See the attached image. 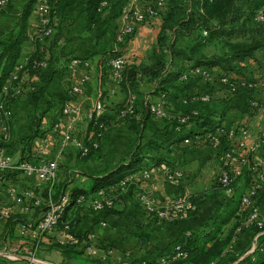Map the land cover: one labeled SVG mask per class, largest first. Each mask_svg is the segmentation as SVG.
Returning a JSON list of instances; mask_svg holds the SVG:
<instances>
[{
	"label": "crops",
	"instance_id": "crops-1",
	"mask_svg": "<svg viewBox=\"0 0 264 264\" xmlns=\"http://www.w3.org/2000/svg\"><path fill=\"white\" fill-rule=\"evenodd\" d=\"M127 1L112 0L103 11L100 24L91 29L87 28L86 16L82 11L84 0H58L54 4L51 14L53 33L46 37L39 47L40 57L46 60L48 65L32 73L25 72L22 75L23 93L10 103L13 111L14 143L9 147V151L16 159L26 157L25 160L36 161L54 155L59 132H56L52 126L55 122L65 124V119L61 115V108L65 102H75L81 108V115L73 126V132L80 137H85L90 132L85 115L98 100L99 94L108 107L123 102L124 92L119 84L115 83L108 66L111 57L104 53L120 46L115 43V35L122 23V9ZM25 2L26 0H9L6 9L0 12V40H5L11 32L17 31L14 25ZM160 17L148 24L136 26L128 44L137 57L144 55L150 48L153 40L149 35L158 33L157 23ZM28 19L27 29L36 21L33 8ZM194 36L195 34L179 37L181 39L176 41V45L181 42L180 46H186ZM36 47L35 42L25 41L21 48V56L32 54ZM211 52L209 50V54ZM75 57L87 60L89 66H80L73 72L70 61ZM242 64L248 67L251 79L261 82L262 87L255 90L253 95L264 102V47L257 49L253 57L246 58ZM216 70L218 71L217 68ZM84 76H87V79L82 92L70 94V86ZM153 88L152 83H140L139 92L133 94L134 102L140 112L138 118L132 121L113 122L108 126L101 140L100 149L90 157L82 159L73 146L67 147L59 165L56 182L65 184V190L75 185L87 186L89 174L126 157L139 141L144 144L154 130L162 126L161 119L149 117L142 125V138L139 140L136 130L137 123L143 115L142 108L148 102L157 99V95L152 93ZM202 91L204 90L200 87L194 88L195 94H200ZM212 97H226L231 106L222 122L223 125H246L251 132L247 144L256 143L258 132L264 130V113L247 110L251 100L247 93L240 92L234 95L216 92ZM43 137H48L47 146L41 145ZM180 145L187 147L188 150H178L167 155L169 164L151 167L148 169L150 172L148 178L137 177L130 181L112 210L94 211L81 207L67 213L76 219L74 230L79 238L91 241L107 253L108 259L104 264L119 258L133 264L141 260H157L161 254L174 251L176 245L184 243L187 239L186 232L197 230L206 223L208 217L217 213L218 205L222 202L220 197L202 203L188 213L171 220H158L142 207L140 202L142 194H150L158 204H164L176 197L200 195L209 191L215 183L222 149L213 148L202 135H199V139L193 145L184 142ZM248 155L253 160L263 158L264 146L256 148ZM169 169L181 170L183 177L178 181L166 180L163 172ZM4 183L26 188L35 186L37 180L34 176L28 177L19 172ZM2 201L11 205L12 214L34 220L40 216L39 208L23 214L19 205L14 203L5 192L2 194ZM258 209L259 217L264 219V198ZM103 220L107 222V227L103 228L99 225ZM16 225H12L10 233H7L3 225L0 226L1 241L6 240L7 247L11 250H25L27 246L15 235ZM255 229L254 227L245 229L235 241L232 250L212 264H230L229 261L234 256L245 257L257 234L254 232ZM11 233L15 235L14 238H10ZM44 244L47 247L42 249L47 250L45 257L50 261L57 262L63 259L68 264H87L83 253L79 255V259H74L66 251L55 246L50 247L53 245L52 239L45 240ZM43 254L41 252L40 255ZM25 258L21 256L15 262L3 260L5 264H25L27 261Z\"/></svg>",
	"mask_w": 264,
	"mask_h": 264
},
{
	"label": "trees",
	"instance_id": "trees-1",
	"mask_svg": "<svg viewBox=\"0 0 264 264\" xmlns=\"http://www.w3.org/2000/svg\"><path fill=\"white\" fill-rule=\"evenodd\" d=\"M103 1L84 0L82 11L85 13L88 29L100 24L102 13L108 7V5L101 6ZM107 1L111 2L112 0ZM35 2L36 0H26L19 19L14 25L17 31L11 32L5 40H0V98L5 99L9 106L15 97L8 98L2 93V88L21 57L22 45L28 41V18L31 9H34ZM56 2L58 0H48L51 7L50 23L53 6ZM262 9H264V0H166V8L162 12L163 21L157 35L158 48L145 53V59L138 64L127 62L123 70V78L119 83L125 95L123 102L114 107L107 106L97 121L102 123L105 128L113 122H117L119 110L131 94L139 92V85L142 82L154 85L153 94L164 95L163 107L169 117L161 119L162 126L156 128L144 144L139 141L126 157L89 174L87 186L75 185L69 190H65V184L56 182L51 192V198L56 201L64 193H68L70 198L64 209L62 220L73 219V216L67 213L71 211L74 199L79 194H92L98 189L114 185L118 180L131 173L161 164H169L167 155L178 150H188L187 147L180 145L184 139L204 135L219 125H223L222 122L231 108L228 99L226 97H211L207 101L192 99L195 95V87L207 91L210 89L209 85L199 84L197 78L182 81L180 77L189 68L201 66L211 71L217 68L218 71H214L215 75L223 73L235 79L253 81L246 70L247 66L242 63L246 58L253 57L257 49L264 47V23L251 25L255 28H245L247 35L242 29L246 25L245 23ZM203 31L206 32L205 36L202 35ZM192 34L195 36L186 46L177 47V38ZM42 41L44 39L35 41L36 50L29 55L15 84L19 82L23 86L22 75L25 72L36 71L34 62L41 58L39 47ZM209 50L212 51L210 54ZM119 53L120 51L112 49L104 54L113 57ZM175 59H179V62H175ZM240 92H246L250 99L255 97L254 90H239L235 94ZM142 109L143 115L137 123L136 130L139 140L142 138V125L146 119L152 116L148 103ZM180 116H188V121L179 123ZM88 125L91 130L92 122ZM94 129H98V125ZM10 134L11 137L7 142L0 141L1 146L10 147L14 143L12 120ZM224 148L223 141L221 149ZM97 150L91 149L82 159L90 157ZM25 158L21 157L20 161H24ZM19 172L18 170H8L0 174V183ZM250 178L251 170L245 166L232 181L233 191L229 196H226L223 189L214 183L209 191L189 197L193 209L218 197L222 202H219L217 213L208 217L206 223L200 228L190 231L186 241L180 245V249L186 252V257L172 259L174 250L161 254L157 260H141L136 264H163L160 262L161 258H164V264H212L216 259L225 256L228 247L233 246L239 235L246 229V222L252 208L259 207L264 198L263 188L253 197L251 207H241V196L247 190ZM42 196L47 199L45 190ZM22 218L18 214H12V217L4 224L7 233L11 230L12 225L20 222ZM258 231L255 229V234ZM233 239L235 240L233 241ZM51 246L59 247L74 259H79V255L82 254V251H77L74 246L60 248L54 243ZM252 257L255 260H252ZM231 260L232 262L236 261L235 264H264V233L257 236L256 247L250 254L242 259H239V256H234ZM86 261L88 262L87 258ZM92 262L93 264H104V261L96 259ZM0 264H5L2 258H0Z\"/></svg>",
	"mask_w": 264,
	"mask_h": 264
},
{
	"label": "built area",
	"instance_id": "built-area-1",
	"mask_svg": "<svg viewBox=\"0 0 264 264\" xmlns=\"http://www.w3.org/2000/svg\"><path fill=\"white\" fill-rule=\"evenodd\" d=\"M9 3V0H0V12L4 11ZM109 1L104 0L101 6H107ZM166 8V0H128L122 9V23L119 25L116 35L115 43L117 45L126 44V42L133 35L138 24H148L161 16ZM50 4L48 0H36L34 5V12L36 14V21L33 26L28 29L27 39L29 42L36 40H43L53 33V26L50 23ZM252 22L256 24L264 23V9L256 12L252 18ZM202 35H206L203 31ZM28 54H24L15 64L14 69L10 72L6 82L3 85L2 93L9 97H18L23 93V86L18 82L19 74L23 70L28 61ZM127 64V56L120 52L113 56L108 61V66L111 70L113 79L116 84H119L123 78V70ZM46 60L40 58L34 62V68L42 69L47 67ZM80 66H89V62L85 59L75 57L70 61V68L74 72ZM208 68L196 66L185 71L180 80L188 81L190 78H197L199 84L209 85L210 89L202 91L200 94H195L192 99H200L202 101L209 100L213 93L224 92L227 94H235L239 90H258L262 87L259 81H248L245 79H235L227 74H216ZM87 79L84 76L69 88L70 94H79L83 90V85ZM164 95H157V99L148 102L150 114L159 119L169 117L163 107ZM107 104L104 100L99 98L92 107L86 112V120L88 124L92 122V129L85 137H80L73 132V126L81 115V108L75 102L67 101L61 108V115L65 119V124L55 122L52 128L59 132L56 150L52 157L40 158L36 161H20L14 160L13 155L9 151V147L0 145V174L8 170H18L28 177L34 176L37 184L34 188L20 189L17 186L9 183H0V222L7 221L12 216L11 205L2 204V194L5 192L14 203L18 204L22 212H28L34 207L40 210V216L37 219H28L24 222H19L16 225L17 236L23 238L33 239L27 248L28 255L25 256L28 264H61L58 262L44 261L35 259V252L38 249V239L45 236H52L53 243L58 246H73L75 244L82 247L84 257L88 259L87 264H93L92 260L99 259L107 261L108 255L100 247L92 243L80 239L72 231L74 221L72 219L62 220L64 209L69 201V194H62L58 200L54 201L51 198V192L57 181L59 163L63 157L65 150L69 146H73L79 157H85L91 149H99L101 140L105 134V126L98 123L97 119L104 112ZM248 108L252 112L264 113V102L254 97L248 103ZM140 112L134 102V96L131 94L123 107L119 110L118 121L136 120ZM13 117L12 108L8 105L5 99L0 98V141L7 142L10 139V122ZM188 116H180L179 123H186ZM98 125V129H94ZM251 135L249 127L244 124L236 126L219 125L213 131H209L202 135V137L213 147L222 148L223 141L225 148L222 149L220 168L215 177V183L218 184L224 191L226 196L232 193L231 183L236 176H238L243 167L248 166L251 170V178L247 190L241 196V207H251L253 197L257 192L264 188V157L261 159H251L248 153L253 152L260 146H264V130H260L257 135V142L248 145L247 139ZM199 136H193L183 140L185 144L193 145ZM48 137L42 138V144L47 146ZM149 170L142 169L138 172L131 173L118 180L114 185L107 188L98 189L92 194H79L75 199L71 211L77 210L82 206L94 211H108L114 208L117 204L118 197L126 190L130 181L137 177L148 178ZM163 176L168 181H178L183 177L182 171L178 169H169L163 172ZM41 188V189H40ZM40 189V190H38ZM47 193V199L42 196L43 191ZM140 202L144 210L158 220H171L182 216L193 209V205L189 197L181 196L172 199L171 201L158 204L150 194H142ZM37 208V209H38ZM101 227H106V221H100ZM254 226L259 231L256 237L264 232V219L259 217L258 207H253L246 222V229ZM32 234L30 235V233ZM190 232H186L188 236ZM25 240V239H23ZM235 239H233L234 241ZM80 247V248H81ZM253 244L251 250L255 249ZM172 259L184 258L187 256L186 252L180 249V245L174 248ZM228 251L232 250L229 246ZM261 250V248H260ZM248 252V253H249ZM0 258L14 261L20 258L5 248L0 250ZM252 260H255L252 257ZM161 263H165L164 258H161ZM143 263V262H142ZM108 264H133L126 259L119 258Z\"/></svg>",
	"mask_w": 264,
	"mask_h": 264
},
{
	"label": "rangeland",
	"instance_id": "rangeland-1",
	"mask_svg": "<svg viewBox=\"0 0 264 264\" xmlns=\"http://www.w3.org/2000/svg\"><path fill=\"white\" fill-rule=\"evenodd\" d=\"M109 4H110V1H109ZM108 4V5H109ZM162 14V13H161ZM254 16V15H253ZM253 16H252V18H253ZM160 17V16H159ZM252 18H251V20H249L247 23H245L246 25H244V27H243V29L242 30H244V34H245V31L248 29V28H255V26H251V25H255V23H253L252 22ZM162 21H163V18L162 17H160L159 18V22L157 23L158 24V26H159V30H160V26H161V24H162ZM245 28H247L246 30H245ZM241 30V29H240ZM156 32H154V33H152V34H150L149 35V37L153 40L152 41V44L150 45V48H148L146 51H145V53H147V52H149L151 49H157L158 48V45H157V35H158V33H156ZM240 33H241V31H240ZM242 34V33H241ZM244 34H243V36H244ZM248 34V33H247ZM247 34H245V35H247ZM242 36V37H243ZM178 39H181V38H177V40ZM129 41V40H128ZM128 41L126 42V44H123V45H120V46H118L117 48H115V49H113V50H118V51H120V52H123V53H125L126 54V56H127V62L128 63H130V64H138L139 62H141V61H143L145 58V54L144 55H142V56H140V57H137L136 55H135V53L133 54V52L131 51V48H130V45L128 44ZM180 43L181 42H179V44L177 45V47H181L180 46ZM175 62H179V59H175ZM247 71L249 70L248 69V67H247V69H246ZM213 71V70H212ZM213 73H214V71H213ZM255 81H257V80H255ZM260 82V81H259ZM261 83V82H260ZM107 104V103H106ZM247 106V105H246ZM247 110H250L249 108H248V106H247ZM13 112V111H12ZM142 113V112H141ZM13 118V117H12ZM132 121V120H131ZM11 135V134H10ZM11 137V136H10ZM100 146H101V144H100ZM100 149V148H99ZM98 149V150H99ZM12 154V153H11ZM13 155V154H12ZM249 156V155H248ZM250 158H251V156H249ZM13 158H14V160H21L20 158H17L16 159V157L13 155ZM81 158V157H80ZM252 159V158H251ZM61 160H62V158H61ZM61 160H60V162H61ZM26 161H28V160H26ZM59 165H60V163H59ZM59 170V169H58ZM18 188H20V189H24V188H21V187H18ZM26 188H34V186L33 187H26ZM233 191V190H232ZM2 204H4V205H6L5 204V202H1ZM83 208H87V207H84V206H82ZM37 208L38 207H34V208H32L31 210H37ZM89 209V208H88ZM31 210H29L28 212H22L23 214H28ZM91 210V209H90ZM11 211H12V209H11ZM39 213H40V211H39ZM12 217V216H11ZM10 217V218H11ZM9 218V219H10ZM24 218V219H23ZM22 219H21V221L20 222H24V221H26V220H28V219H32V218H25V217H23ZM8 219V220H9ZM7 220V221H8ZM14 220H16V219H14ZM20 220V219H19ZM71 221H74V223H73V228H72V231L74 232V234L75 235H77L78 236V234L75 232V230H74V228H75V226H76V219L73 217V219L71 220ZM5 222L6 221H1L0 222V226L1 225H3L4 226V224H5ZM19 223V222H18ZM107 227V226H106ZM104 228V227H103ZM257 229V228H256ZM9 233L10 232H12V228H11V230L10 231H8ZM264 233V232H263ZM32 234V232L30 233V235ZM11 235V237L10 238H14L15 237V235H16V237L17 238H19L20 240H22L23 242H24V245H26L27 247L25 248V250H11V249H9L7 246V242H2L1 241V239H2V235H0V250L1 249H3V248H5L6 249V251H8V252H10L11 254H14L15 256H19V257H21V256H27L28 255V252H27V248L29 247V245L32 243V242H29V241H32L33 239H31V238H23V239H25V240H23L21 237H19V236H17V234H16V231H15V235H13V233H11L10 234ZM260 235V234H259ZM256 236V235H255ZM52 236H50V235H48V236H45V237H41L40 239H38V249H37V251L35 252V259H37V260H44V261H50L49 259H47L46 257H45V254H46V252H47V250H44V249H42V247H47L45 244H44V241L45 240H47V241H49L50 239H53V238H51ZM79 237V236H78ZM257 238V237H256ZM52 242H53V240H52ZM253 244H255L256 245V239L254 238V240H253ZM23 245V244H22ZM74 247H77V248H79V249H76L77 251H81L82 250V247L80 246V245H77V244H75V245H73ZM81 247V248H80ZM251 247H252V245L250 246V248L248 249V251L246 252V254H245V256L246 255H248V254H250L251 252H249L250 250H251ZM59 248V247H58ZM60 248H64V246H60ZM45 251V252H44ZM41 252H43L44 254H43V256H41L40 254H41ZM227 252H228V250H227ZM249 252V253H248ZM16 259H20V258H16ZM239 259H242V258H239ZM18 260H14L13 262H15V261H18ZM96 260H99V259H96ZM102 261V260H101ZM52 262H55V261H52ZM58 263H61V264H68V262H66V261H64L63 259L62 260H60V261H57ZM230 262V264H232V263H236V261H234V262H232V260H230L229 261ZM232 262V263H231ZM234 263V264H235ZM25 264H28V262L26 261V263ZM228 264V263H227Z\"/></svg>",
	"mask_w": 264,
	"mask_h": 264
}]
</instances>
